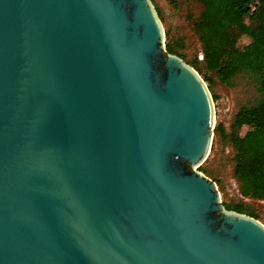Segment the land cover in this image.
Here are the masks:
<instances>
[{
	"label": "water",
	"instance_id": "water-1",
	"mask_svg": "<svg viewBox=\"0 0 264 264\" xmlns=\"http://www.w3.org/2000/svg\"><path fill=\"white\" fill-rule=\"evenodd\" d=\"M213 117L150 0H0V264H264Z\"/></svg>",
	"mask_w": 264,
	"mask_h": 264
},
{
	"label": "trees",
	"instance_id": "trees-1",
	"mask_svg": "<svg viewBox=\"0 0 264 264\" xmlns=\"http://www.w3.org/2000/svg\"><path fill=\"white\" fill-rule=\"evenodd\" d=\"M195 1L199 4L197 13H188L186 19L199 41L205 72L226 85L245 72L252 75L255 84L256 99L234 110L229 130L225 131L221 123L213 130L232 148L231 172L241 195L221 203L226 209L257 219L258 214L243 198L264 200V0ZM242 35L247 37V42L240 44L238 39ZM164 46L167 52L182 57L177 51L180 41L168 39ZM199 62V59L191 61L201 73ZM214 78L203 76L208 89ZM198 168L208 172L205 167Z\"/></svg>",
	"mask_w": 264,
	"mask_h": 264
},
{
	"label": "rangeland",
	"instance_id": "rangeland-1",
	"mask_svg": "<svg viewBox=\"0 0 264 264\" xmlns=\"http://www.w3.org/2000/svg\"><path fill=\"white\" fill-rule=\"evenodd\" d=\"M164 30V43L166 40H178L181 46L177 51L182 54L181 59L193 67L191 61L199 59L200 44L190 21L186 19L188 13L196 14L199 4L195 0H150ZM240 44L247 42V37L242 35L238 39ZM197 57V58H196ZM198 74L202 77L214 78L205 72L201 59H199ZM264 69V66L262 67ZM204 80V79H203ZM207 86V81L204 80ZM209 93L213 103V128L221 123L225 131L229 130L231 116L234 110L242 104L252 102L257 97L255 84L251 74L241 72L237 74L229 85L220 83L216 78L211 81ZM208 88V87H207ZM244 128L240 129L242 132ZM233 151L232 148L218 138L212 129L210 148L205 160L198 166L205 167L208 172L201 171L210 179H214L220 193L221 201H231L236 197V183L232 176ZM248 203L258 214V220L264 224V200H249Z\"/></svg>",
	"mask_w": 264,
	"mask_h": 264
},
{
	"label": "built area",
	"instance_id": "built-area-1",
	"mask_svg": "<svg viewBox=\"0 0 264 264\" xmlns=\"http://www.w3.org/2000/svg\"><path fill=\"white\" fill-rule=\"evenodd\" d=\"M198 58L199 59H202V53L201 52H199V54H198ZM236 196L237 197H240L241 195L238 193V191H237V187H236ZM245 201H249L250 199H248V198H243Z\"/></svg>",
	"mask_w": 264,
	"mask_h": 264
}]
</instances>
